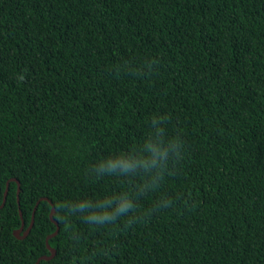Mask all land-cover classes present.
<instances>
[{
  "label": "trees",
  "instance_id": "trees-1",
  "mask_svg": "<svg viewBox=\"0 0 264 264\" xmlns=\"http://www.w3.org/2000/svg\"><path fill=\"white\" fill-rule=\"evenodd\" d=\"M0 187V264H264V0H0Z\"/></svg>",
  "mask_w": 264,
  "mask_h": 264
},
{
  "label": "water",
  "instance_id": "water-1",
  "mask_svg": "<svg viewBox=\"0 0 264 264\" xmlns=\"http://www.w3.org/2000/svg\"><path fill=\"white\" fill-rule=\"evenodd\" d=\"M8 190H9V183L7 184L6 190H5V192H4V199H3V203L1 204V206H4V204H5V202H6V198H7ZM20 190H21V186H20V183H19V187H18V203H19V204H20ZM0 191H1V187H0ZM43 199H48V198H47V197H43ZM39 202H40V200L38 201V203H39ZM50 202H52V201L50 200ZM36 206H37V205H36ZM36 206H35V208H34V212H33V216H32V221H31L30 225L25 229V221L22 220V225H21V227H20L19 229H17V230L14 231V232H15V235H16L17 237H19V238H25V237L30 233V231H31V229H32V227H33V225H34V221H35V211H36ZM54 211H55V207L53 206V208H52V212H51V217L53 216ZM20 214H21V216L23 217V212H22V210H20ZM22 231H23V233H22ZM58 231H59V226H58L57 230H56L54 233L50 234V235L48 236V238H47L48 247L50 248V250H51L52 253H51L50 255H44V256H41V257L38 259V261L36 262V264H39V262H40L41 259H50V258H52V257L56 254V249H55L54 247H52V246L49 244V241H48V240H49L52 236L56 235V234L58 233Z\"/></svg>",
  "mask_w": 264,
  "mask_h": 264
}]
</instances>
